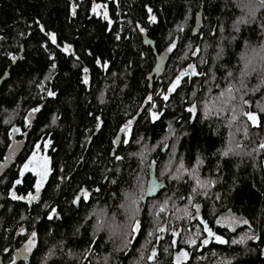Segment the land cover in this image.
Segmentation results:
<instances>
[{
    "label": "trees",
    "instance_id": "obj_1",
    "mask_svg": "<svg viewBox=\"0 0 264 264\" xmlns=\"http://www.w3.org/2000/svg\"><path fill=\"white\" fill-rule=\"evenodd\" d=\"M92 2L0 0V77L9 67L7 79L0 84V161L12 146V135L16 132L9 129L10 122L5 120L9 115L14 116L12 121L19 129L17 139L21 142L17 157L20 159L13 162L18 167L12 165L0 174V195L4 206L0 215L2 228L12 227L24 218L30 231L34 229L38 233L31 255L32 264H42V261L43 264H131L140 258L139 250L145 254L142 264H148L146 256L153 245L158 250L160 264H170L171 257L164 249L169 246L174 229L179 230L176 237L179 247L190 254L185 264H264V149L260 147L261 142L264 143V127L248 126L245 138L243 119L229 128L222 119L223 115L218 118L213 108L204 118L202 105L207 99L212 98L214 102L217 94L227 86V71H232L235 78L240 77V53L246 50L245 38L252 46L259 40L252 31L254 25L239 34L232 31L233 21L240 15L233 0H96L108 5L109 18L113 21L111 26L101 16L89 14ZM72 5L76 7L75 15L70 12ZM145 5L152 8L155 23L148 21ZM197 12L200 13V26L196 31ZM259 15L264 18V10ZM218 23H222L225 29L221 36L237 35L238 40L222 39L219 28L215 36L210 35L212 26ZM137 24L145 29L143 33ZM41 26L46 32H55L61 45L71 44L79 61L54 49L40 31ZM117 34L121 37L119 40L115 38ZM173 41L175 47L168 52ZM41 44H45L49 52L54 51L56 69H50L48 53L40 47ZM205 44L208 45L206 50ZM217 44H222L225 51L222 59L216 61V79L209 81L211 85L205 84L204 77L190 80L185 77L178 89L169 94V84L188 63L205 71L213 64ZM21 45L22 58L11 65L9 55H16ZM197 48L200 51L191 55ZM201 55L207 59V65L200 63ZM97 58L107 60L108 68L98 67ZM159 63L162 64L159 73L152 74ZM82 67L89 69L88 85L81 83ZM41 81H44L43 89L37 87ZM244 81L246 87L251 88L259 80L257 74L251 72ZM231 82L236 83V79ZM259 86L264 88L261 84ZM194 88L198 89L195 99L199 107L192 115L185 108ZM48 90L54 91L56 96H47ZM149 95L153 98L152 103L157 105L153 109L159 115L156 121L148 115L151 104L146 103L145 98ZM164 95H169L167 101L163 99ZM249 96L245 99L250 101L251 109L255 102L262 100L259 92ZM33 108H39V111L33 113L26 123V115ZM97 116L101 118L99 129L96 128ZM129 119H133L128 136L130 143L125 145L119 137L117 144L113 145L120 127ZM189 119L192 123H188ZM169 126L174 131L167 138ZM184 132L188 135H183ZM46 141L51 143L44 148ZM162 142H169V146L161 149ZM38 143L49 161V174L40 200L30 207L6 200L7 189L17 179L19 166ZM236 144L240 147L236 148ZM141 145L150 151L146 155L145 169L141 170L144 176L135 184L140 172V160L136 155ZM230 146L232 152L229 155H220ZM243 148V155H238ZM117 155L123 159L115 160ZM197 157L202 159L197 168L199 177L215 181L208 188L207 195L191 193L195 184L187 174L179 181L161 177V169L169 161L168 171L175 173L181 162L190 170ZM153 160L157 161L154 173L161 188L155 196L139 205L142 232L136 234L132 245L116 251L122 245L120 232L127 222V212L119 205L124 203L126 191L140 193V183L143 187L147 183L152 172L148 165ZM33 178L31 173H26L18 188L26 192L32 187ZM82 187L90 193V199L87 203L81 200L78 205H72L71 199ZM97 188L100 189L98 193L93 191ZM190 194L193 195L192 203L201 206V218L214 226L225 237L226 243L199 247L204 236L201 232L203 225L195 218V208L187 200ZM216 194H219V200ZM165 201V210L159 212L157 208ZM52 207L57 209L61 219H47ZM100 208L107 209L115 219L111 225L97 231V219L93 213ZM185 209L189 213L187 218ZM227 209L243 216L249 225L242 224L233 232L215 225V217ZM157 223L166 228L164 233L155 234L163 237L161 240H156L155 235L147 236ZM77 227L79 232H75ZM94 232L96 243L85 258L83 252L91 243ZM193 233H198L195 236L197 244L189 247L183 241ZM245 234L255 239H245L243 244L232 243V238L239 240ZM49 250L51 255L44 260ZM169 250L172 254L177 251ZM69 251L74 253L72 258L67 255Z\"/></svg>",
    "mask_w": 264,
    "mask_h": 264
},
{
    "label": "snow or ice",
    "instance_id": "obj_2",
    "mask_svg": "<svg viewBox=\"0 0 264 264\" xmlns=\"http://www.w3.org/2000/svg\"><path fill=\"white\" fill-rule=\"evenodd\" d=\"M115 2V0H113ZM203 6V4L201 5ZM233 6L237 7L240 10V15L237 16V18L233 21L232 24V31L234 33H241L244 28H249L254 25V28H252V31H254L259 39L257 47H252L250 41L248 38H245L244 40V45L246 49H249L253 54H256L257 51L260 53V61L262 64H264V18H262L259 14L261 13L262 10H264V0H233ZM145 8L148 12V21L150 23H155L156 22V16L152 14V8L148 7L145 5ZM70 12L72 15L76 14V7L75 5L70 6ZM90 15L94 16H101L104 21L107 22L109 26L113 23V21L109 18V13H108V5L107 4H102V3H97L96 0H93L90 10H89ZM196 16H200V13L197 12ZM187 18V17H186ZM36 23L39 25V21H36ZM136 27L140 30L141 33L145 31L143 27L140 26V24H137ZM219 28V31L221 34L224 33L225 29L222 23H218L217 25L212 26V31L209 33L210 35L215 36V31L216 29ZM40 31L44 33L47 37V40L51 43V45L54 47V49H58L60 53H63L65 56L72 57L76 61H79V57L75 56V53L72 51V45L71 44H63L61 45L58 42V37L55 32L52 31H45V29L41 26ZM107 31V29H106ZM180 31H183L181 28ZM195 34V30H194ZM117 40H119L121 37L117 34L115 37ZM222 39H228L229 42L232 41H237L238 36L237 35H231L230 37H221ZM41 48L44 49L47 55L48 61H50V69L54 70L57 68V63H56V56L54 51L49 52L48 48L46 47L45 44L40 45ZM175 47V41H173L169 47L167 48L168 52H172L173 48ZM208 45L205 44V50L207 49ZM200 49L197 48L196 51L192 52L191 55L195 56L197 52H199ZM225 48L222 44H217V51L215 54V57L213 58V64L208 66L206 71L202 69H197L193 64H188L187 67L183 68L179 74L175 76V78L171 81V83L168 86L167 92L169 94L175 92L178 87L181 84V80L183 77H204L205 78V84H208L209 81H214L216 79V61H219L222 59L223 54H224ZM91 55V53H88ZM12 60H15V56L10 57ZM242 60H245V67L244 69H241L240 72V77L235 78L233 77V72L232 71H227L226 72V78L229 80V83L227 86L218 93L216 99L219 101L218 106L215 109V112L218 116V118H221V114L227 112V120L228 124L227 126L231 128L234 124H239L241 120L243 119L244 122V135L245 138L248 136V131H249V125L253 128H259V127H264V98H262V101H257L256 102V110H251V105L250 101L248 99H245V96H247L250 92L255 93L264 90L261 86H257L254 89H248L246 87L244 77L248 76L251 74V72H255L256 68L251 67L250 71H246L245 69H249L251 65H253L254 62V57L251 58H245L244 56H241ZM96 65L98 67H102L104 69H107L109 66V63L107 60L101 61L99 58L96 59L95 61ZM200 63L202 65H207L208 61L206 58L201 57L200 58ZM223 67V65H221ZM81 72V83L84 85H88L89 79H88V72L89 69L87 67H82L80 69ZM261 72H264V67L261 68ZM7 75V72L5 73V76ZM115 75V73H113ZM3 77H0L2 79ZM47 79V77L45 78ZM236 79V83H232L231 80ZM44 81H41L37 87L43 89ZM239 85V86H237ZM261 85L264 86V76L261 78ZM198 89H193L192 92V98L190 102H188V106L185 108V111L188 112L189 114L195 115L198 111L199 107V102L195 99L196 97V92ZM208 91H211V88L209 87ZM47 96L49 97H55L56 93L54 91L48 90L47 91ZM237 96H239V99L237 100ZM152 96L149 95L145 98V102L151 104V107L147 109L148 115L151 118L152 121H156L159 118L158 112L153 111L157 107L155 103H152ZM163 99L167 101L169 99V95H164ZM183 100V98H182ZM144 105H141L143 107ZM39 111V108H33L30 109L29 115L31 113H35ZM203 112H204V118L208 117V114L210 112L209 107L207 104L204 105L203 107ZM91 115V114H90ZM135 119V117H133ZM133 119H129L126 121L124 125L120 127V132L118 133L120 139L123 141L125 145H128L130 143L128 136L129 132L133 123ZM28 118H25V121L27 123ZM96 121V128L99 129L101 126V118L99 116L95 117ZM188 123H192V120L189 119ZM239 130V128L237 129ZM12 131H19V129L13 128ZM174 131L171 129V126H169V133ZM183 135H188L187 132L182 133ZM231 135V134H230ZM51 143V141H46L43 143V147L47 148L48 145ZM113 145L117 144V140L112 141ZM40 147L39 143L35 145L32 149L31 154L27 157V159L23 162V164L19 167L18 169V176L23 177L26 173H31L35 177V183L32 185V187L35 189L36 195H33L31 192L28 193L27 196H18L11 190H9V196L13 200H27L29 202L35 200L38 198V195L41 191V189L44 187L45 181L48 178L49 174V168H48V157L47 156H40L38 152V148ZM165 147H168L167 144H165ZM173 150L175 149V145H172ZM236 148H239L240 145L236 144ZM260 147L264 149V143L260 144ZM232 152L231 148H227L225 151L221 152L220 155L222 156H227L229 153ZM175 152L173 151V155ZM131 155L135 156L136 153H132ZM115 160L120 161L123 158L121 156H115ZM171 161H169L170 164ZM157 161L153 160L151 164L148 165V168L151 169ZM202 163V159L197 157L196 164L189 170L186 169L184 164L181 162L180 166L176 169L175 173H170L168 171L169 165L166 164L160 172L161 177H166L168 180H175L179 181L184 174H187L188 179L194 180L195 186L191 188V193L195 195H207V190L208 188L211 187L212 184L215 183L214 180L212 179H204L202 180L198 173H197V168L199 165ZM21 179L17 178L16 180L13 181L14 185H19L21 184ZM115 181H113L114 183ZM133 187H136V185H133ZM154 187V185H153ZM94 192H99L100 189H94ZM149 192L152 191V188L150 187L148 189ZM145 194V189L140 183V195L137 196L134 191L132 192H127L124 194V200L127 201V204L121 203L119 207L125 208L127 215H126V223L122 226V230L120 232V236L122 237V245L121 247H118L116 251H121L124 248L129 247L132 245V242L134 239H136V234L139 232H142L143 230V221L138 218V214L140 212L139 205L143 201ZM190 194L187 197V200L189 201L190 204H192V207H194L197 210V215L196 219L200 221V223L203 225V228L201 231L206 233L207 237H212L214 238L215 242L218 244H224L225 240L220 236L217 235L211 227H209V224L206 223L203 219H201L199 212H200V205L199 204H194L192 203L193 200V195ZM181 199H185V197H180ZM90 199V193L85 189V188H80L79 192L74 195V197L71 199V204L72 205H78V202L83 200V202L87 203L88 200ZM170 199V198H169ZM216 199L219 200L220 196L219 194H216ZM167 201H165L164 205L161 206L158 211L163 212L165 210ZM189 213L187 210H184V216L187 218ZM47 219L49 221L52 220H58L61 219L60 215L57 212V209L55 207H52L51 210L47 213ZM226 220L227 224L221 223V221ZM216 223L220 225L221 227H228L229 230H232V225H235L237 223L244 224V225H249V221L247 219L243 218H237L235 216H226V217H216ZM97 225V231L103 227V225L100 223V220L98 219L96 222ZM111 227V226H109ZM23 231V230H21ZM166 231V228L163 226H160L159 223L155 225L154 231H149L147 233L148 237H153L156 233H164ZM178 229H174L171 232V239L169 246L164 249V252L167 253L171 257L170 264H185L186 261H189V252L186 251L184 248L179 247L178 241L176 239L178 235ZM75 232H79V227L76 228ZM74 232V234H75ZM112 235H115V232L111 233ZM95 235L96 233H93V239L91 243L87 244L86 250L83 252V256L85 258L88 257L89 253L92 251V245L96 243L95 240ZM198 235V233H193L191 236H189L187 239L183 241L184 244L188 245L189 247H192L197 244V240L195 239V236ZM38 233L36 231H33L27 239L26 244L24 245V252L25 253H30L34 247H36V240H37ZM156 240H161L163 237L159 235H155ZM245 239H255L254 236H248L245 234L242 236L239 240H233V244H243ZM208 239H201L199 241V244L201 246L208 244ZM143 247V245H142ZM169 249H177L175 254H172ZM198 250V249H195ZM7 251V249H5ZM264 252V250H262ZM49 255H51V250H49V253L45 255L44 260H47ZM67 255L72 258L74 256V253L69 251ZM77 259H79L77 257ZM107 260V257L105 258ZM145 259V254L143 252L140 253V261H143ZM146 260L148 264H160L159 259H158V250L157 248L153 245L151 248V252L146 256ZM43 264V261H42ZM139 264V261H138Z\"/></svg>",
    "mask_w": 264,
    "mask_h": 264
},
{
    "label": "flooded vegetation",
    "instance_id": "obj_3",
    "mask_svg": "<svg viewBox=\"0 0 264 264\" xmlns=\"http://www.w3.org/2000/svg\"><path fill=\"white\" fill-rule=\"evenodd\" d=\"M12 137H13L12 142H11L12 146H10L9 149L14 150L16 148L17 144L21 145V142L18 141V139H17L18 138V132H15V134H13ZM9 149L6 151V153L10 151ZM20 151H21V149L19 151H17L18 154L20 153ZM38 151L42 152V154L43 153L45 154V152L43 150H41L40 147L38 148ZM6 153L3 157V159L0 161L1 173H3L7 168L11 167L12 165L17 166L18 164L17 163L15 164L13 162L14 161L18 162L20 159V158L17 159L18 154L14 155L12 158H9V157L6 158ZM6 159H11L8 165L3 164V163H7ZM26 159H24L22 161L21 165L23 164V162ZM48 163H49V161H48ZM24 176L23 177L18 176L17 178H20L21 181H23ZM34 183H35V177L33 178L32 184H34ZM21 184H22V182H21ZM21 184H19V185L13 184L12 187L7 189L6 200L11 201V202L22 203V204L26 205L27 207H30V205H32V204H34L40 200L41 191L38 195V198L31 201V202H29L27 200H13L9 196V190L14 192L18 196H27L28 193H30V192L33 195H36L35 189L33 187L29 188L26 192L20 190L18 187L21 186ZM2 200H3V198L0 195V215H1L2 210L4 208ZM2 227H3V225L0 224V264H32L31 263V255H32V252L34 251L35 247L32 249V251L30 253H25L24 252V245L27 242L28 236L34 231V229L32 231H30V229L28 228V225H27L26 221L24 220V218L18 220L15 223V225H13L12 227L11 226H7L4 228H2ZM211 228H213V227H211ZM21 230H23V231H21ZM216 233L219 234V232H216ZM219 235H221V234H219ZM1 236L4 237V240L2 239ZM5 249H7V251H5Z\"/></svg>",
    "mask_w": 264,
    "mask_h": 264
},
{
    "label": "rangeland",
    "instance_id": "obj_4",
    "mask_svg": "<svg viewBox=\"0 0 264 264\" xmlns=\"http://www.w3.org/2000/svg\"><path fill=\"white\" fill-rule=\"evenodd\" d=\"M237 2H239V0H237ZM97 3H100V2H97ZM239 14H241L240 13V10H239ZM237 16H239V15H237ZM220 37H222L221 36V33H220V35H219ZM260 39V38H259ZM258 41L259 40H257V43H255V45H253L252 47H257V45H258ZM241 56H244L246 59L247 58H251V57H254V62H253V65H251L250 67H249V69H245L246 71H250V69H251V67H255L256 68V71L254 72V73H256L257 74V79L259 80V81H257V82H255V85H260L261 84V78H262V76H264V72H261V68L262 67H264V64H262V62L260 61V53L257 51V53L256 54H253L249 49H246V50H242V52L240 53V61H241V63H240V71H241V69H244V67H245V60H242L241 59ZM201 57H203V55H201L200 56V58ZM200 58H199V60H200ZM160 59H161V57L159 58V61H160ZM195 65V64H194ZM195 67L197 68V66L195 65ZM198 69V68H197ZM249 76V75H248ZM247 77V76H246ZM209 85H211L210 83H208ZM209 85H207V89L210 87ZM254 85V86H255ZM254 86H252L251 88L250 87H248L249 89H253L254 88ZM257 92H255V93H252V92H250L247 96L248 97H251V96H249V95H252V94H256ZM259 93L260 94H262V98H264V93L263 92H261V91H259ZM218 95V94H217ZM254 96V95H253ZM217 97V96H216ZM216 97L214 98V102L213 101H211V99H210V101H208V99H207V101H203V107H204V105L205 104H207V106L209 107V109H216V107L218 106V104H219V101L216 99ZM254 100L256 99L255 97H252ZM262 101V100H261ZM262 102H264V101H262ZM251 104V103H250ZM251 110H256V102H255V105L254 106H252V109ZM223 115V117H222V119L225 121V123H226V125L228 124V120H227V116H228V113L227 112H225V113H223L222 114ZM9 118H7V119H5V120H7L8 122H10V130L12 129V128H16V129H18V127L16 126V124H14V121H12L13 120V118H14V116L13 115H9L8 116ZM250 126V125H249ZM232 131V130H231ZM238 131V130H237ZM17 132V131H16ZM234 133H236V131L234 132ZM234 133H233V135H234ZM169 137H171V134L169 133L168 135H167V138H169ZM234 138V137H233ZM236 141H237V143H239V138H237L236 139ZM166 142V141H165ZM160 143H161V141H160ZM163 143V142H162ZM168 144V146H169V142H167ZM262 143V142H261ZM160 147H161V149H163L164 147H165V144L163 143V144H161L160 145ZM230 148H232L231 146H230ZM168 149V148H167ZM245 150H247V148L245 147ZM251 151H253L254 149L253 148H251L250 149ZM150 150H148V149H146V147H144L143 145H141V150H139V153H137V158L140 160V162H139V168H140V172L139 173H137V180L135 181V184H137L139 181H140V179H142V177L144 176V172H142L141 170H144L145 169V160L147 159V157H146V155H147V153L149 152ZM248 151V150H247ZM39 152V154H40V156H46V154H42V152H40V151H38ZM171 153H172V151H171ZM243 153H244V148H243V150L242 151H240L239 150V152L237 153L238 155H243ZM171 155V154H170ZM168 164V163H167ZM168 165H170V164H168ZM48 168H49V163H48ZM147 169V168H146ZM145 186H146V183H145ZM145 186H144V189H145ZM137 187V186H136ZM130 192H132V191H130ZM126 193H127V191H126ZM140 195V193H138L137 194V196H139ZM123 200H124V197H123ZM124 203H126L127 204V201H125L124 200ZM161 207V206H160ZM120 209H123V210H126L125 208H121L120 207ZM159 208H157V210H158ZM93 215L96 217V219L98 220H100V221H102V223L101 224H103V227H106V225L107 224H110L111 225V223H113V221H114V219H115V216L114 215H112V214H110V212L107 210V209H104V208H100L99 210H96L94 213H93ZM194 215H197V210L195 209V212H194ZM199 215H200V212H199ZM235 216V217H237V218H243V219H245L243 216H241V215H236V213H234V212H232L231 210H229V209H227V210H224V211H221L216 217H221V218H223V217H226V216ZM201 217V216H200ZM216 217H215V219H214V224L215 225H217V226H219L220 228H222L223 230H226L227 232H233V231H235L236 230V228L238 227V226H240V225H242V224H240V223H237V224H235V225H232L231 227H232V230H229V228L228 227H221L220 225H218L217 223H216ZM202 219V218H201ZM205 221V220H204ZM206 222V221H205ZM115 223V222H114ZM207 223V222H206ZM221 223H223V224H227V221L226 220H223L222 219V221H221ZM161 226V225H160ZM209 227H213L214 228V226H210L209 225ZM201 230H202V228H201ZM198 232V231H197ZM200 232V231H199ZM202 232V231H201ZM162 235V234H161ZM222 236V235H221ZM203 238V237H202ZM224 240H225V243H226V239H225V237H222ZM187 239V238H186ZM233 240L234 239H236V237L235 238H232ZM145 243H147V242H145ZM200 247V246H199ZM139 252H142V250H139ZM150 252H151V250H150ZM139 256H140V254H139ZM138 261H139V264H142V261H140V258H137L136 260H134L133 262H131V264H138Z\"/></svg>",
    "mask_w": 264,
    "mask_h": 264
},
{
    "label": "water",
    "instance_id": "obj_5",
    "mask_svg": "<svg viewBox=\"0 0 264 264\" xmlns=\"http://www.w3.org/2000/svg\"><path fill=\"white\" fill-rule=\"evenodd\" d=\"M200 12H201V10H200ZM200 26V16H197V22H196V25H195V29H196V31H197V29H198V27ZM22 54H23V46L21 45L20 46V49H19V52L16 54V55H9V59H10V61H11V65H14L15 63H16V61L17 60H19V59H21L22 58ZM11 56H15L16 57V59L15 60H12L10 57ZM161 58H163L162 56H161ZM160 62H161V60H160ZM188 64H193V63H188ZM187 64V65H188ZM161 63H159L158 64V66L156 67V68H154V70H153V72H152V74H158L159 73V70H160V68H161ZM187 65L185 66V67H187ZM194 65V64H193ZM195 66V65H194ZM184 67V68H185ZM8 69H9V67H7V69L4 71V73H3V75L1 76V77H3L2 79H0V84L2 83V81H4L5 79H7V77H8ZM182 70V69H181ZM180 70V71H181ZM180 71L178 72V74L180 73ZM7 72V75L5 76V73ZM175 78V77H174ZM184 78V77H183ZM182 78V79H183ZM192 77H188V79L190 80ZM30 112V111H29ZM29 112L27 113V115H26V117L28 118V121L29 120H31V118L33 117V113H31V115H29ZM119 140V135H117V141ZM21 149V145L20 144H17V146H16V148L14 149V150H12V149H9L10 151L9 152H7L6 153V158H12L14 155H16V154H18V152L17 151H19ZM13 151V152H12ZM10 160L11 159H6V161H7V163H3L4 165H8L9 164V162H10ZM2 167V166H1ZM152 169V172L149 174V177H148V180H147V183H146V186H145V194H144V198H143V201H142V203L144 204L145 203V201H146V199L147 198H150V197H153V196H155L158 192H159V190H160V188H161V184H160V182L158 181V179H157V177L155 176V173H154V166L151 168ZM0 174H1V171H0ZM153 185H154V187H153ZM152 188V191L151 192H149L148 191V189L149 188ZM212 230L216 233L217 232V230H216V228H212ZM204 233V232H203ZM217 235H219L218 233H216ZM221 236V235H220ZM221 237H223V236H221ZM205 238H207L208 239V244H206V245H203V246H209V245H211V243H215V244H218V243H216L215 242V240H214V238H212V237H207V235H206V233H204V236H203V238L202 239H205ZM200 247H201V245H200Z\"/></svg>",
    "mask_w": 264,
    "mask_h": 264
}]
</instances>
